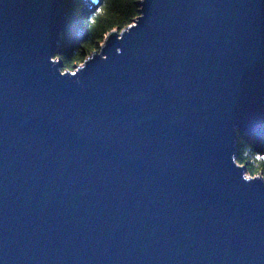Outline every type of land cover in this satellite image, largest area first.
Returning <instances> with one entry per match:
<instances>
[{
    "label": "water",
    "instance_id": "1",
    "mask_svg": "<svg viewBox=\"0 0 264 264\" xmlns=\"http://www.w3.org/2000/svg\"><path fill=\"white\" fill-rule=\"evenodd\" d=\"M65 0H0V264H264V0H142L74 72Z\"/></svg>",
    "mask_w": 264,
    "mask_h": 264
},
{
    "label": "trees",
    "instance_id": "2",
    "mask_svg": "<svg viewBox=\"0 0 264 264\" xmlns=\"http://www.w3.org/2000/svg\"><path fill=\"white\" fill-rule=\"evenodd\" d=\"M141 1L65 0L68 28L62 33L61 46L55 57L62 64L61 71L74 72L99 50L109 33L121 32L133 25L139 17ZM236 162L246 168L247 176L264 178V128L260 141L238 136Z\"/></svg>",
    "mask_w": 264,
    "mask_h": 264
}]
</instances>
